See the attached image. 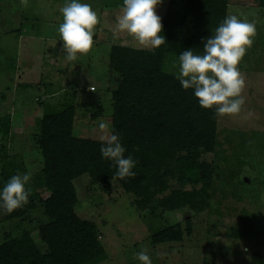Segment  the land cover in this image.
Here are the masks:
<instances>
[{"label":"rangeland","instance_id":"rangeland-1","mask_svg":"<svg viewBox=\"0 0 264 264\" xmlns=\"http://www.w3.org/2000/svg\"><path fill=\"white\" fill-rule=\"evenodd\" d=\"M118 1L85 0L96 10L99 23L92 48L73 61H67L58 32L65 0L0 1V178L14 171L30 173L27 188L36 202L26 218L9 222L0 209V241L5 235L17 236L48 221L42 199L49 193L30 185L43 167L35 137L46 110L45 98L57 107L66 101L76 103L75 135L104 138L110 133L108 52L114 43L138 47L126 32L114 40L108 29L100 30L103 26L115 28V14H122L123 0ZM231 14L255 26L252 44L239 64L245 103L238 114L219 117L216 149L201 156L213 165L214 177L208 203L194 217L192 234L182 241L154 244V232L182 221L190 210L167 212L163 219L154 217L148 209H140L135 195L125 192L116 180L94 183L84 174L75 179L76 211L98 225L107 252V258L98 264H140L136 254L141 249L147 250L153 264H203L205 259L218 264H264V7L259 0H229ZM42 58L50 73L44 80L57 83L53 89H64L54 97L48 95L47 86L34 82L40 76ZM87 58L92 70L85 71L81 62ZM32 66L36 71L23 77L22 70H33ZM177 67L178 59H174L166 70L175 73ZM74 68L79 69L70 73ZM66 79L71 85L65 87L61 83ZM87 82L96 90L75 85ZM101 122L107 127L101 129ZM169 183L170 189L160 196L176 188L200 187L182 185L175 179Z\"/></svg>","mask_w":264,"mask_h":264},{"label":"trees","instance_id":"trees-1","mask_svg":"<svg viewBox=\"0 0 264 264\" xmlns=\"http://www.w3.org/2000/svg\"><path fill=\"white\" fill-rule=\"evenodd\" d=\"M1 1V0H0ZM264 7V0H259ZM229 0H169L162 18L165 41L156 49L114 43L108 63L107 89L111 92V129L136 162L133 177L115 176L116 166L101 155L103 138L74 133L77 105L66 101L48 105L35 137L43 167L32 177V187L48 192L42 199L48 221L35 230L0 241V264H98L107 258L98 225L82 218L75 179L87 174L94 183L116 180L125 192L135 195L140 209L163 219L167 212L189 209L182 221L154 232V244L182 241L193 232L194 217L211 195L214 167L202 160L218 144L219 117L202 108L193 90H185L173 72L174 59L187 48L203 53V38L228 15ZM95 89V87H94ZM99 108L102 110V107ZM98 107V106H97ZM5 173L0 188L8 178ZM193 189H170V180ZM36 202H28L8 213L4 220L28 216ZM203 264H218L205 259Z\"/></svg>","mask_w":264,"mask_h":264},{"label":"clouds","instance_id":"clouds-1","mask_svg":"<svg viewBox=\"0 0 264 264\" xmlns=\"http://www.w3.org/2000/svg\"><path fill=\"white\" fill-rule=\"evenodd\" d=\"M162 0H123L122 14L116 18L113 39L126 32L138 47L156 49L165 41L162 18L157 7ZM62 23L58 32L67 61L86 54L93 46L94 30L99 23L96 10L85 0H65L60 8ZM255 26L237 14L227 15L210 36L203 38V53L187 48L179 54L175 77L185 89H192L202 108L212 109L218 117L238 114L245 103V80L239 64L252 44ZM99 127L107 125L101 122ZM101 155L116 166L121 180L133 177L137 162L125 156L118 134L103 138ZM30 173H17L0 188V209L11 213L28 202ZM140 264H153L146 249L136 254Z\"/></svg>","mask_w":264,"mask_h":264},{"label":"crops","instance_id":"crops-1","mask_svg":"<svg viewBox=\"0 0 264 264\" xmlns=\"http://www.w3.org/2000/svg\"><path fill=\"white\" fill-rule=\"evenodd\" d=\"M120 1H122V0H119L118 2H120ZM168 1L169 0H162V3L161 4H159L158 5V7H157V9H156V11H157V13H159L160 11L159 10H161L162 8V10H161V13L160 14H158L159 16H162L161 18H163V16H164V14H165V12L166 11H164V8H165V6H166V8H167V4H168ZM121 6V5H120ZM166 10V9H165ZM120 15V13L118 14V15H116L115 14V16H119ZM104 30V29H108L110 32H112L113 33V30L115 29H113L112 27H105V26H103V28H100V30ZM120 44H122V43H120ZM112 45V44H111ZM135 47V46H134ZM137 48H143V47H137ZM143 49H149V48H143ZM111 50V49H110ZM31 52V51H30ZM29 52V53H30ZM109 54H110V51L108 52V61H109ZM43 59V58H42ZM90 60L87 58V59H85V60H83L82 62H81V65L84 67V69H85V71H86V69H91L92 70V67H91V64H90ZM43 63H45V61H44V59H43V61H42V67L39 69V71H40V76H39V78L38 79H35L34 78V82H38V84H40L41 86L42 85H45V86H47L48 88H49V91L48 92H51V94H48V95H51L52 97H54L55 95H57V93L59 94V93H61L62 92V90H64V89H62V90H59L58 91V89L56 90V89H53L52 88V86H54V84H57V83H55V82H53V81H46V80H44L45 78L47 79L48 78V76H49V71H47L46 70V66H45V64H43ZM25 65V64H24ZM31 68H33V70H28V71H23L22 70V76L23 77H27V78H29L30 76L29 75H31V74H33L34 72L33 71H36V68L34 67V66H32ZM75 69H79V68H74V69H72L71 71H70V73L71 72H73ZM38 70V69H37ZM69 75H72V74H69ZM67 77H69V76H67ZM17 84V83H16ZM60 84V83H59ZM73 84H75V83H72V85ZM84 84V87L86 88V91H91V88L92 87H95L92 83H89V82H87V83H77V84H75V85H83ZM17 85H19V83L17 84ZM61 85L62 86H67V85H71V83H70V81H68V79H66V81L64 82V83H61ZM34 86V85H33ZM60 86V85H59ZM28 87V86H27ZM30 89V88H29ZM94 89V88H93ZM95 90H96V87H95ZM64 92V91H63ZM47 95V94H46ZM46 95H45V97H46ZM48 97V96H47ZM44 100H47L46 101V103L47 104H45V107H47L48 105H52L51 104V101H50V98H45Z\"/></svg>","mask_w":264,"mask_h":264},{"label":"built area","instance_id":"built-area-1","mask_svg":"<svg viewBox=\"0 0 264 264\" xmlns=\"http://www.w3.org/2000/svg\"><path fill=\"white\" fill-rule=\"evenodd\" d=\"M92 89H93V87H92Z\"/></svg>","mask_w":264,"mask_h":264}]
</instances>
